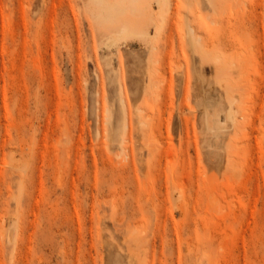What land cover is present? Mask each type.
I'll return each instance as SVG.
<instances>
[{"label": "rangeland", "instance_id": "1", "mask_svg": "<svg viewBox=\"0 0 264 264\" xmlns=\"http://www.w3.org/2000/svg\"><path fill=\"white\" fill-rule=\"evenodd\" d=\"M0 264H264V0H0Z\"/></svg>", "mask_w": 264, "mask_h": 264}, {"label": "bare ground", "instance_id": "2", "mask_svg": "<svg viewBox=\"0 0 264 264\" xmlns=\"http://www.w3.org/2000/svg\"><path fill=\"white\" fill-rule=\"evenodd\" d=\"M242 4V3H241ZM245 7V6H244ZM190 30V33L194 36V34H193V32H194V28L191 26L190 28H189ZM198 39V38H197ZM109 45V44H108ZM239 53V52H238ZM109 113V112H108ZM109 117V116H108ZM227 117H228V119L229 118H232L233 116H232V114H231V112L230 113H227ZM124 121H125V119H124ZM234 122H235V120H234ZM234 124V123H233ZM124 126H122V128H126V121L124 122V124H123Z\"/></svg>", "mask_w": 264, "mask_h": 264}]
</instances>
